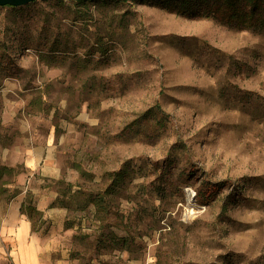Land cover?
<instances>
[{
    "label": "rangeland",
    "instance_id": "374dc122",
    "mask_svg": "<svg viewBox=\"0 0 264 264\" xmlns=\"http://www.w3.org/2000/svg\"><path fill=\"white\" fill-rule=\"evenodd\" d=\"M76 2L0 7V202L55 190L69 264H264V0Z\"/></svg>",
    "mask_w": 264,
    "mask_h": 264
},
{
    "label": "crops",
    "instance_id": "0c3cea01",
    "mask_svg": "<svg viewBox=\"0 0 264 264\" xmlns=\"http://www.w3.org/2000/svg\"><path fill=\"white\" fill-rule=\"evenodd\" d=\"M42 153V148L30 150L28 167L33 173L41 163ZM53 176L46 175L58 179ZM21 191L11 201L0 202V264H69L72 232L65 228L67 210L54 204L56 191L30 188L33 204L48 225L44 231L35 230L22 213L27 192Z\"/></svg>",
    "mask_w": 264,
    "mask_h": 264
},
{
    "label": "trees",
    "instance_id": "16d2710c",
    "mask_svg": "<svg viewBox=\"0 0 264 264\" xmlns=\"http://www.w3.org/2000/svg\"><path fill=\"white\" fill-rule=\"evenodd\" d=\"M88 1H90V0H88ZM95 1V0H94ZM113 1H115V2H119V3H128V2H126V1H119V0H113ZM168 1V0H167ZM184 1V4L188 1V0H183ZM76 3H78V4H80V3H85L84 1H80V2H76ZM180 11L183 13V14H188V10H186L185 8H184V6H181L180 8ZM4 170H6L7 171V169H4ZM7 184V182L6 181H1V177H0V194H2V193H5L6 192V187H5V185ZM20 192H15V193H12V194H10V195H8V199H7V201L6 202H9V201H11L13 198H15L18 194H19ZM28 197H30V195H27V198ZM94 203H95V205H97V207L98 206H100V202L101 201H93ZM34 202H32V200L29 198V200L28 199H25V202L23 203V205H22V208H21V211H22V213L23 214H26L28 217H29V219L32 221V223H33V228L36 230V226H35V219H38V221H41V220H43V214L39 211V210H37V208L34 206V204H33ZM46 222V221H45ZM123 242H125V240H123Z\"/></svg>",
    "mask_w": 264,
    "mask_h": 264
},
{
    "label": "water",
    "instance_id": "95a60500",
    "mask_svg": "<svg viewBox=\"0 0 264 264\" xmlns=\"http://www.w3.org/2000/svg\"><path fill=\"white\" fill-rule=\"evenodd\" d=\"M39 0H0V7H23ZM74 1H88V0H74ZM126 2L144 1V0H119Z\"/></svg>",
    "mask_w": 264,
    "mask_h": 264
}]
</instances>
